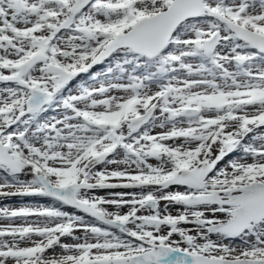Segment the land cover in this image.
<instances>
[{
	"label": "rangeland",
	"instance_id": "obj_1",
	"mask_svg": "<svg viewBox=\"0 0 264 264\" xmlns=\"http://www.w3.org/2000/svg\"><path fill=\"white\" fill-rule=\"evenodd\" d=\"M75 1L0 0V146L11 164L0 163V264H157L169 249L264 260V219L236 239L216 229L239 189L264 184V53L224 23L264 36V0L205 1L154 58L112 45L173 0H95L77 13ZM38 94L44 106L27 113ZM182 169L197 187L178 182ZM45 184L73 187L79 205ZM5 205L27 217L2 216Z\"/></svg>",
	"mask_w": 264,
	"mask_h": 264
},
{
	"label": "water",
	"instance_id": "obj_2",
	"mask_svg": "<svg viewBox=\"0 0 264 264\" xmlns=\"http://www.w3.org/2000/svg\"><path fill=\"white\" fill-rule=\"evenodd\" d=\"M95 0H76L72 6V11L79 12L85 10L89 4ZM206 0H174L168 9L156 16L141 19L135 23L131 31L121 35L117 41L113 43L114 49L122 40L126 42L123 47H127L136 53L142 54L145 57L152 58L159 53H163L169 46V39L176 32V28L182 22L197 18L201 12L203 2ZM225 23L230 27L238 39L251 46L259 53H264V36L249 32L237 25H234L226 20ZM126 40V41H125ZM218 44L217 36L210 40H206L203 44V49L208 52H213ZM242 62V61H240ZM2 80V78H0ZM44 106L42 94H38L35 98L28 101L27 113L33 112ZM193 113L192 110H186L185 114ZM149 118V113L145 116L132 120L130 128L138 129L140 124L146 122ZM264 125V120L260 127ZM0 163L11 165L5 158L0 146ZM180 184L188 183L191 187H197L200 182V176L193 175L190 171H183L178 179ZM49 192H55L62 201H65L71 206H77L78 203L74 199L75 190L71 187L64 189H52L48 184H45ZM241 195L233 197L229 203L238 206L237 209L231 212L232 218L226 224L216 227L228 236H236L242 234L249 228L251 223H258L264 219V184L256 183L238 190ZM214 198V197H213ZM216 199V198H215ZM210 200V198H208ZM215 202H219L217 199ZM154 208V205L151 204ZM157 264H264V260H221L207 259L204 257H192L190 255L170 250L165 256L161 257L156 262ZM127 264H152L151 261L145 260L142 256H134L129 259Z\"/></svg>",
	"mask_w": 264,
	"mask_h": 264
},
{
	"label": "bare ground",
	"instance_id": "obj_3",
	"mask_svg": "<svg viewBox=\"0 0 264 264\" xmlns=\"http://www.w3.org/2000/svg\"><path fill=\"white\" fill-rule=\"evenodd\" d=\"M190 59H191V57H190ZM191 72H194L193 68H191ZM99 79H101V78H99ZM189 85H190L191 88L202 87V86L205 85V82H203L202 80H195V79H193L192 81H189ZM224 105L230 106L232 104H230V102H225ZM128 130L131 133L130 135H136V132L135 131H131L129 128H128ZM261 153L263 154V152H261ZM33 155L35 157H41L39 154L38 155H35L33 153ZM184 189H185V191H187L186 188H184ZM3 208H5L6 210H8V212L6 214H3L2 216L6 217L8 219L15 220V219H23L24 217H27L26 211H20L18 208H14L13 205H10V206H6L5 205V206H3ZM8 238L11 239L14 242L15 241V238H17V236L14 237V235L8 234ZM227 239H229V238H227ZM165 252H166V250L164 248H162L161 254L164 255Z\"/></svg>",
	"mask_w": 264,
	"mask_h": 264
}]
</instances>
